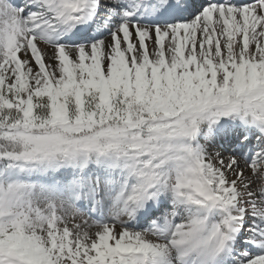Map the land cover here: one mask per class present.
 Here are the masks:
<instances>
[{"label": "snow or ice", "instance_id": "1", "mask_svg": "<svg viewBox=\"0 0 264 264\" xmlns=\"http://www.w3.org/2000/svg\"><path fill=\"white\" fill-rule=\"evenodd\" d=\"M0 264H264V0H0Z\"/></svg>", "mask_w": 264, "mask_h": 264}]
</instances>
